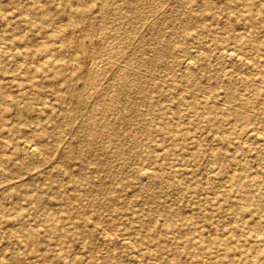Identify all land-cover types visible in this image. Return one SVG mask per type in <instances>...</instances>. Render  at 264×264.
Returning a JSON list of instances; mask_svg holds the SVG:
<instances>
[{
    "label": "rangeland",
    "instance_id": "1",
    "mask_svg": "<svg viewBox=\"0 0 264 264\" xmlns=\"http://www.w3.org/2000/svg\"><path fill=\"white\" fill-rule=\"evenodd\" d=\"M210 2L0 0V264H264V0Z\"/></svg>",
    "mask_w": 264,
    "mask_h": 264
},
{
    "label": "bare ground",
    "instance_id": "2",
    "mask_svg": "<svg viewBox=\"0 0 264 264\" xmlns=\"http://www.w3.org/2000/svg\"><path fill=\"white\" fill-rule=\"evenodd\" d=\"M106 2V1H105ZM122 2V1H121ZM103 3V2H102ZM203 3L205 4V6L207 7V6H209V5H211V2H210V0H203ZM104 5V4H103ZM76 6V5H75ZM71 7V6H70ZM17 16V15H16ZM190 18H191V14H189V16L187 17V20L184 22V24H185V27L186 28H188L189 27V23L191 24V22H190ZM119 19V18H118ZM117 21V20H116ZM60 23V22H59ZM109 24V23H108ZM76 25V24H75ZM115 26V25H114ZM117 27V26H116ZM54 28V27H53ZM114 28V27H113ZM63 29V28H62ZM115 29V28H114ZM65 30V29H64ZM96 32V31H95ZM121 33V32H120ZM163 36V35H162ZM108 38V37H107ZM113 40H114V38H113ZM124 40V39H123ZM61 41V40H60ZM107 41V40H106ZM107 43V42H106ZM110 44V43H109ZM179 44V43H178ZM119 45V44H118ZM136 45V44H135ZM119 47V46H118ZM18 48V47H17ZM63 49V48H62ZM224 49H225V47H224ZM0 50H2V49H0ZM15 50V49H14ZM72 50V49H71ZM106 51L104 52V54H103V52H101L103 55L100 57H97V56H95V57H97V59H94V61H93V63L91 64L92 66H90L89 65V67H91V68H89L90 70H91V72H93V73H97V72H99V70H101V67L104 65V64H106V63H108L109 61H110V55H111V50H112V47H107V49H105ZM201 50V49H200ZM223 49H221V51H222ZM225 50H227V49H225ZM231 50H233V49H231ZM114 51V50H113ZM234 51V50H233ZM2 52V51H1ZM68 52V51H67ZM235 52V51H234ZM234 52H232V51H230V50H227V51H225V53L227 54V55H230V56H233L234 55ZM236 53V52H235ZM80 54V53H79ZM78 54V55H79ZM238 54V53H237ZM2 55V54H1ZM4 55V54H3ZM239 55H241V54H239ZM76 56H77V54H76ZM112 56V55H111ZM237 56V55H236ZM46 57V56H45ZM239 57V56H238ZM23 58V57H22ZM236 58V57H235ZM4 59H6V58H4ZM238 59V58H237ZM3 61V60H2ZM55 61V60H54ZM249 61V60H248ZM186 65H187V68L186 69H191L192 68V61L191 60H187V62L185 63ZM125 68V67H124ZM195 68V67H194ZM230 68V67H229ZM121 69V68H120ZM134 69V68H133ZM14 70V69H13ZM227 71V70H226ZM190 72V71H189ZM189 72H186V77H187V75H189L190 73ZM225 72V71H224ZM94 74V75H95ZM98 74V73H97ZM107 75V74H106ZM93 76V75H92ZM94 77V76H93ZM98 77V76H97ZM161 77V76H160ZM93 79V78H92ZM86 81V80H85ZM115 81H117V80H115ZM113 83V82H112ZM118 84V83H117ZM94 86V85H93ZM185 87V86H184ZM112 92V91H111ZM178 92V91H177ZM179 93V92H178ZM177 93V94H178ZM182 93V92H181ZM110 94V93H109ZM202 94V93H201ZM104 95V94H103ZM205 95V94H204ZM174 98H175V95H174ZM103 99V98H102ZM171 99V98H170ZM100 102V101H99ZM96 104V103H95ZM98 104V103H97ZM98 106V105H97ZM103 110V109H102ZM38 112V111H37ZM101 113V112H100ZM103 115V114H102ZM142 116V115H141ZM239 116V115H238ZM91 117V116H90ZM101 117H103V116H101ZM93 119V118H92ZM102 119V118H101ZM93 125V124H92ZM82 126V125H81ZM117 129V128H116ZM254 130V129H253ZM92 132V131H91ZM90 132V133H91ZM252 132V131H251ZM257 131H255V133H256ZM248 133V132H247ZM254 132H253V134H255ZM260 133H262V132H260ZM92 134V133H91ZM249 134V133H248ZM248 134H246V135H248ZM252 133L250 134V135H253ZM116 135V134H115ZM263 135V134H262ZM110 136H111V134H110ZM258 136V135H257ZM89 138V137H88ZM259 138V137H258ZM107 139H109L108 137H107ZM261 140V139H260ZM107 141V140H106ZM28 142V141H27ZM26 142V143H27ZM110 142V141H109ZM106 143V142H105ZM76 144V143H75ZM29 145V144H28ZM36 145V144H35ZM106 145H107V143H106ZM101 146V145H100ZM29 148L31 149V150H33L32 151V153L33 154H38V150H37V146H34V145H30L29 146ZM82 148V147H81ZM80 150V149H79ZM40 151V150H39ZM133 167V166H132ZM257 167V166H256ZM127 170V169H126ZM204 170V169H203ZM209 172V171H208ZM146 173V172H145ZM152 173H153V171H152ZM162 173V172H161ZM142 175V174H141ZM208 175V174H207ZM62 180V179H61ZM162 180V179H161ZM208 180V179H207ZM63 182V181H62ZM143 183V182H142ZM234 225V224H233ZM232 225V226H233ZM104 229V228H103ZM106 229V228H105ZM107 231V230H106ZM108 233H110L109 231H108ZM259 234V233H258ZM111 237H112V234H111ZM114 242V241H113ZM130 242V241H129ZM112 249V248H111ZM109 251V250H108ZM136 259V258H135ZM136 263V262H135ZM8 264V263H7ZM193 264V263H192ZM219 264V263H218Z\"/></svg>",
    "mask_w": 264,
    "mask_h": 264
}]
</instances>
